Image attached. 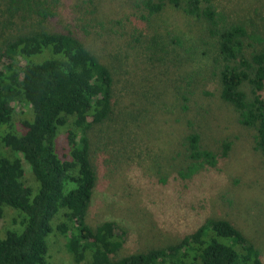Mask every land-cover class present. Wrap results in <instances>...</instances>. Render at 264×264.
Listing matches in <instances>:
<instances>
[{
    "label": "trees",
    "instance_id": "16d2710c",
    "mask_svg": "<svg viewBox=\"0 0 264 264\" xmlns=\"http://www.w3.org/2000/svg\"><path fill=\"white\" fill-rule=\"evenodd\" d=\"M2 2L7 29L17 21L27 27L13 29L0 43V221L7 209L16 211L14 227L0 236V264H49L53 233L65 238L74 264H264L251 241L223 219L193 218L180 240L119 257L127 234L122 225L107 219L95 226L89 219L98 179L90 131L113 115V72L80 33L51 25L58 16L56 0ZM211 2L136 0L132 5L141 15L132 24L137 28L141 20L149 27L169 8L207 23L215 39L220 98L252 132L254 150L264 159V51L246 52L248 39L263 40L242 24H224ZM139 33L135 42L147 59L180 56L181 38L154 32L143 41L145 33ZM190 94L184 93V102ZM186 147L187 167L159 180L156 189L172 198L168 203H181L187 215L197 217L205 202L196 208L195 198L204 196L221 172L233 143H224L219 153L205 148L192 131ZM25 165L36 186L29 184Z\"/></svg>",
    "mask_w": 264,
    "mask_h": 264
},
{
    "label": "rangeland",
    "instance_id": "374dc122",
    "mask_svg": "<svg viewBox=\"0 0 264 264\" xmlns=\"http://www.w3.org/2000/svg\"><path fill=\"white\" fill-rule=\"evenodd\" d=\"M134 1L56 0L58 16L51 24L57 30L80 33L114 75L113 115L90 131L98 178L90 222L97 226L113 219L122 225L127 234L119 257H124L180 240L193 218L223 219L236 226L264 259V159L254 150L252 132L239 124L233 107L220 98L212 51L215 39L207 23L169 8L149 27L139 20L142 25L136 28L134 16L141 14ZM211 3L224 15V24H242L263 40H247L249 55L264 51V0ZM16 24L14 30L27 27ZM6 26L0 14V43L13 34ZM140 31L145 33L143 41L154 32L181 38L184 45L176 51L180 56L162 62L147 59L135 42ZM187 92L191 93L188 103L182 99ZM192 131L201 135L205 148L219 153L224 143H233L221 172L205 195L195 198L196 208L205 202L197 217L187 215L181 203H168L172 198L167 192L163 197L156 189L159 180L187 167L186 138ZM25 169L29 184L36 186L30 168L25 165ZM15 216V210H6L0 221L1 237L14 227ZM48 241L49 264H74L64 237L53 233Z\"/></svg>",
    "mask_w": 264,
    "mask_h": 264
}]
</instances>
